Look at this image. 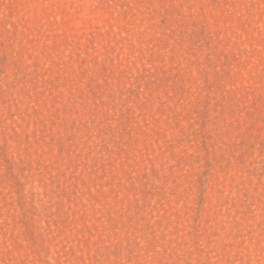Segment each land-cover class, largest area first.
Listing matches in <instances>:
<instances>
[{"label": "rangeland", "instance_id": "rangeland-1", "mask_svg": "<svg viewBox=\"0 0 264 264\" xmlns=\"http://www.w3.org/2000/svg\"><path fill=\"white\" fill-rule=\"evenodd\" d=\"M0 264H264V0H0Z\"/></svg>", "mask_w": 264, "mask_h": 264}]
</instances>
